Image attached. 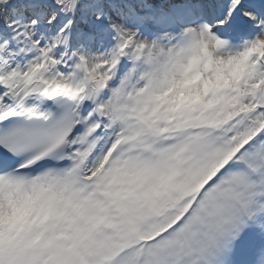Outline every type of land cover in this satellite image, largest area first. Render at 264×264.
Wrapping results in <instances>:
<instances>
[{
  "label": "snow or ice",
  "instance_id": "6c2138e0",
  "mask_svg": "<svg viewBox=\"0 0 264 264\" xmlns=\"http://www.w3.org/2000/svg\"><path fill=\"white\" fill-rule=\"evenodd\" d=\"M0 264H264V0H0Z\"/></svg>",
  "mask_w": 264,
  "mask_h": 264
}]
</instances>
